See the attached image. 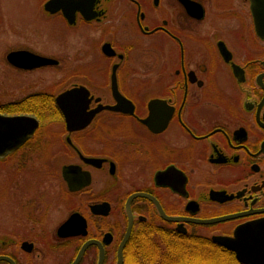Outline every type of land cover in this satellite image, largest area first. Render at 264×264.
<instances>
[{
	"label": "flooded vegetation",
	"instance_id": "af4514ba",
	"mask_svg": "<svg viewBox=\"0 0 264 264\" xmlns=\"http://www.w3.org/2000/svg\"><path fill=\"white\" fill-rule=\"evenodd\" d=\"M34 1L35 17L10 11L24 21L0 10L14 74L0 116L36 122L0 157V256L70 264L97 241L78 264H117L131 216L122 264H193L198 253L248 264L235 249L264 264V35L252 0ZM23 51L56 64L7 61ZM46 71L57 79L35 85ZM66 93L70 118L56 102ZM76 214L86 234L58 235Z\"/></svg>",
	"mask_w": 264,
	"mask_h": 264
},
{
	"label": "water",
	"instance_id": "95a60500",
	"mask_svg": "<svg viewBox=\"0 0 264 264\" xmlns=\"http://www.w3.org/2000/svg\"><path fill=\"white\" fill-rule=\"evenodd\" d=\"M60 3H61L60 0H49L45 4V9H50V11L52 9L54 10L57 8V6ZM251 9H252V13L254 17L256 18L257 31L261 35H264V21H263L264 18L262 19V16L264 15V0H252ZM7 61L10 64L17 66L19 68H23V69H34L40 66L56 64V61L52 59L41 57V56L32 54L30 52H26V51L9 53L7 55ZM64 95L66 96L73 95L75 97V93H72V94L66 93V94H62L56 97L57 104L63 109L66 116L70 118L71 116L67 115L66 113L67 106L65 108L66 104H64V101H65V98L63 97ZM114 96L115 98H117V100L119 99V94L116 91L114 92ZM35 123L36 122L34 121L33 118L27 117V116H16V117H11V118L0 116V128H3V127H7L8 129L9 127L13 128V131L11 132L9 131L0 132V157L7 154L8 152H11L13 149L18 147L23 142H25V140L32 134L34 127L36 125ZM24 127L26 128L23 129ZM99 210H101V211H98L99 213L105 215L108 212V206L101 205L99 206ZM219 220L220 219L200 221V223H211V222H216ZM74 225H76V228H77V231L74 234H81V235L86 234L85 220L76 214V215L71 216L64 224L60 226V228L58 229V235L67 236V235L73 234V232L70 233V230L71 228L74 227ZM66 230L68 232H66ZM130 230H131V216H129V225L125 233V236L123 237L118 247L117 264H122V249L129 238ZM216 240L217 242L220 243V239L216 238ZM90 244H97L98 246H100V244L97 241L86 242L84 245H82L75 259L70 264H78L85 249ZM235 250L237 252L238 258H240V261L244 263H248V264H254L252 261H249L251 259L246 258V255H248L247 252H243L241 249H235ZM0 261H5L8 264H15L12 259L6 256H0Z\"/></svg>",
	"mask_w": 264,
	"mask_h": 264
},
{
	"label": "rangeland",
	"instance_id": "374dc122",
	"mask_svg": "<svg viewBox=\"0 0 264 264\" xmlns=\"http://www.w3.org/2000/svg\"><path fill=\"white\" fill-rule=\"evenodd\" d=\"M35 5L36 2L33 1H23V0H0V10L5 14L4 20L7 23H12V21H24L20 19L19 17H14V20L10 17V11L14 8L13 10L17 11L20 13L21 16H26V17H35ZM18 28L25 29L26 27H22L21 25L18 24ZM11 35L8 30L0 29V102L7 101L9 100V90L12 89V82L14 79V74L12 73L11 68L7 65L5 62L3 52L5 49L8 47L7 44L10 41ZM35 40V39H34ZM33 40V41H34ZM58 68H52V71L57 70ZM48 70V69H45ZM52 71H46L42 74L41 78H33L32 82L35 83L37 86H44L47 85L51 82H53L55 79H57V74L52 73ZM38 75H41V71L39 70ZM59 76V75H58ZM17 77V76H16ZM38 77V76H37ZM18 80H20L21 77H17ZM3 95V97H2ZM2 208L7 207L6 202H2ZM56 207L51 208V216H48L49 220V225L53 224L54 218L57 219L58 216L56 214ZM49 214V215H50ZM55 215V216H54ZM54 217V218H53ZM2 220H4V223L6 225L9 224L8 222V215L3 211L2 213Z\"/></svg>",
	"mask_w": 264,
	"mask_h": 264
},
{
	"label": "trees",
	"instance_id": "16d2710c",
	"mask_svg": "<svg viewBox=\"0 0 264 264\" xmlns=\"http://www.w3.org/2000/svg\"><path fill=\"white\" fill-rule=\"evenodd\" d=\"M20 111L21 112H25V110H20ZM202 258H204V259H202ZM193 260H194L193 264H197L196 263L197 261L200 263L201 260L204 262V264H215V263L212 262L210 257H208V254H203V253L202 254L198 253L196 255V258H195V255H194V259ZM135 264H157V260L155 259L154 256L141 257V258L138 259V261ZM160 264H165V262H160Z\"/></svg>",
	"mask_w": 264,
	"mask_h": 264
}]
</instances>
